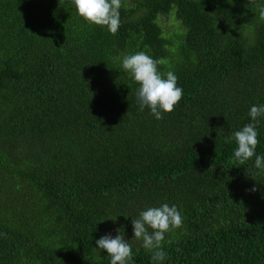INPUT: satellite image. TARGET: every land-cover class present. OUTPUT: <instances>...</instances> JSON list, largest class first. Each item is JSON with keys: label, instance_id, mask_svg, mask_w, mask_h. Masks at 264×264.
<instances>
[{"label": "trees", "instance_id": "obj_1", "mask_svg": "<svg viewBox=\"0 0 264 264\" xmlns=\"http://www.w3.org/2000/svg\"><path fill=\"white\" fill-rule=\"evenodd\" d=\"M258 6L122 0L112 35L71 0H0V264H110L96 240L117 229L134 264H153L131 220L164 203L183 226L160 264H264V170L225 142L264 105ZM170 15L180 27L164 33ZM138 51L183 89L161 120L122 68Z\"/></svg>", "mask_w": 264, "mask_h": 264}, {"label": "clouds", "instance_id": "obj_2", "mask_svg": "<svg viewBox=\"0 0 264 264\" xmlns=\"http://www.w3.org/2000/svg\"><path fill=\"white\" fill-rule=\"evenodd\" d=\"M76 13L85 22L104 27L115 35L120 27V8L122 0H71ZM259 19L264 21V6H258ZM122 68L133 82L139 85L136 90L140 110H150L157 120L163 115L175 110V106L183 97V89L177 86L178 77L172 72L161 74L158 70L159 60L153 59L143 51L124 55ZM251 122L235 131L225 142L235 141L236 148L233 159L243 165L255 157L254 166L264 170V156L256 155L255 149L259 143L257 125L258 117L264 116V105H253L248 113ZM251 191H256L255 188ZM115 220V219H112ZM102 222V221H101ZM133 238L140 246L151 254L153 264H160L166 258L162 249L165 234L183 226V217L175 205L164 203L158 207H148L139 211L131 220ZM117 235L112 238L104 235L96 240L97 254L103 250L109 257L110 264H134L132 245L125 240L123 230L117 229Z\"/></svg>", "mask_w": 264, "mask_h": 264}, {"label": "rangeland", "instance_id": "obj_3", "mask_svg": "<svg viewBox=\"0 0 264 264\" xmlns=\"http://www.w3.org/2000/svg\"><path fill=\"white\" fill-rule=\"evenodd\" d=\"M159 25L164 33H168L174 29H179V23L173 15L168 16L165 19H159Z\"/></svg>", "mask_w": 264, "mask_h": 264}]
</instances>
